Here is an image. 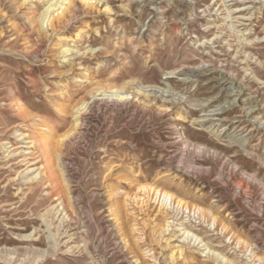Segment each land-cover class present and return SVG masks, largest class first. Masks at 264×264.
Instances as JSON below:
<instances>
[{"label": "rangeland", "instance_id": "374dc122", "mask_svg": "<svg viewBox=\"0 0 264 264\" xmlns=\"http://www.w3.org/2000/svg\"><path fill=\"white\" fill-rule=\"evenodd\" d=\"M0 264H264V0H0Z\"/></svg>", "mask_w": 264, "mask_h": 264}, {"label": "bare ground", "instance_id": "6f19581e", "mask_svg": "<svg viewBox=\"0 0 264 264\" xmlns=\"http://www.w3.org/2000/svg\"><path fill=\"white\" fill-rule=\"evenodd\" d=\"M67 6L69 5H71V2L70 1H68L67 2V4H66ZM52 6H56V4H54V5H51L50 7H52ZM68 12V9H67V7H64V8H62L61 9V11H60V13L59 14H57L54 18H52V19H49V18H47L46 16H42L41 18H40V21H41V24L43 23H46L48 26H50V27H53V26H55V25H60L61 23H62V21L65 19V14ZM69 53H68V56H72V57H77L78 55H80L79 54V52H76V51H68ZM214 116V115H213Z\"/></svg>", "mask_w": 264, "mask_h": 264}]
</instances>
